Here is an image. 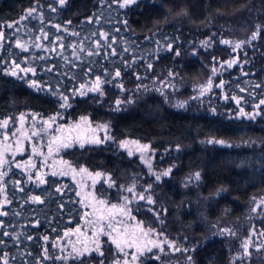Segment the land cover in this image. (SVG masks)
<instances>
[{
    "label": "trees",
    "instance_id": "16d2710c",
    "mask_svg": "<svg viewBox=\"0 0 264 264\" xmlns=\"http://www.w3.org/2000/svg\"><path fill=\"white\" fill-rule=\"evenodd\" d=\"M30 8L36 12L21 21ZM257 26L260 33L253 40ZM0 33V122L9 121L0 135L19 128L21 115L55 116L62 123L87 117L93 126L107 125L111 139L62 149L61 157L93 174L94 194L106 204L115 203L124 186L135 185L136 193L151 196L153 204L132 199L128 207L137 223L154 230L149 237L163 251L144 252L138 264H231L232 253L257 220L254 201L264 195V106L254 107L264 99V0H138L125 8L117 0H68L64 7L58 0H0ZM19 38L31 40L27 51L15 45ZM234 56L236 64L215 73L219 62ZM14 64L34 68L35 74L19 69L22 79L6 74ZM96 77L100 90L88 91ZM209 78L210 92L192 97L191 86ZM33 81L38 87H30ZM61 95L69 97L67 107L60 106ZM239 107L262 114L237 118ZM125 140L149 148L130 156L120 147ZM16 165L7 162L0 178V211L7 213L0 216V257L8 264H113L119 258L105 242L104 257L92 252L73 259V246L81 249L89 234L82 235L87 208L76 184L37 169L45 181L40 183L35 171ZM168 169L169 175H161ZM249 264H264V248Z\"/></svg>",
    "mask_w": 264,
    "mask_h": 264
},
{
    "label": "snow or ice",
    "instance_id": "6c2138e0",
    "mask_svg": "<svg viewBox=\"0 0 264 264\" xmlns=\"http://www.w3.org/2000/svg\"><path fill=\"white\" fill-rule=\"evenodd\" d=\"M67 2H68V0H58V3H59V5L61 7H64L67 4ZM117 2L119 3V7L125 8V7H130L132 5L137 4L138 0H117ZM52 11H56V9L53 8ZM35 12H36L35 8H30L28 10L27 16L21 17V21L24 20V19H27L28 16H32L33 13H35ZM89 22H91V21H89ZM69 23H71V21H69ZM124 23L127 24V21H124ZM13 26L14 25H12V24L8 25V27H13ZM55 27H57L58 30L60 29L59 25H55ZM259 33H260V26H257V31L252 34V39L255 40L257 38V36L259 35ZM72 34L73 35H78V33H72ZM100 36L105 41H107V34L100 33ZM46 37H47V34L45 33V38ZM2 38H3V33H0V39H2ZM59 39H61V38L57 37V40H59ZM221 42L223 44H225V45H231V41H229V40H223ZM202 43L205 46H207L208 41H203ZM242 43H244V42L236 43L234 45V49L241 48ZM108 46L111 47V44H109ZM17 47H20L24 51H27V48L24 45H21L19 42H17ZM96 47L97 48L101 47V45L99 44V41L96 42ZM167 47H168V50H170V51L172 50V45L169 44V45H167ZM81 51H83V49H81ZM125 51H127V49H125ZM93 54H98V53H93L91 51L88 52V55H90V56L93 55ZM112 54L113 55L116 54L115 50H113ZM175 55H177V56L180 55L179 51H176ZM236 63H237V61L235 59H233V60H230V61L227 62V66L230 68ZM151 66H152L151 64L148 65L149 68H151ZM221 67H223V65H221ZM16 69H19V71L22 72V73L31 72L33 75L35 74V69L34 68H30V67L21 68L19 64H14L13 69L11 71L7 72L6 74L13 75V76H18V73H17ZM215 71H216V69L214 68L213 72H215ZM115 75L117 77H119L120 76V72L117 71ZM18 78L22 79L23 77H19L18 76ZM101 83H102V81L100 80V78L96 77V80H95V83H94L93 87L89 88L88 91H99ZM220 86H222V84ZM30 87H38L37 82L33 81L30 84ZM81 87H83V85ZM210 87H211V81H209V84H208L207 87H204V88L201 89L202 93L203 92H207ZM256 87H260V85H256ZM241 91H244V89H241ZM81 94H83V93H81ZM60 99L64 102L60 106L61 107H67L68 106L69 97L67 95H61ZM232 99L235 100V102H236V104L238 106L241 104V99L240 98L232 97ZM119 103H120V101H117V104H119ZM261 106H264V99H261L259 101V103H257L254 107L256 109H261ZM180 107H183V105H180ZM261 114H262L261 111H254L252 113H248V112H245L243 107H239L238 108V116H237V118L244 117V118H247L249 120H254L256 118V116H259ZM19 119H20L21 122H23L25 117L23 115H21ZM32 119L36 120V116H33ZM55 120H56V117L53 116L49 120L42 121V123L44 125H48L50 127L51 124ZM8 122L9 121L7 119L3 120L2 122H0V127L7 126ZM81 122L82 123H87L88 122L87 121V117H81ZM79 127H80L79 124L72 126L73 129H78ZM99 127H102L106 131L108 126L107 125H102V126H98V128ZM64 130L65 129L63 128V126H58L56 128L57 132H63ZM96 130L97 129H92L93 132H95ZM41 131H44V129H41ZM40 134H41V132L40 131H36V130H33L31 132L32 136H39ZM12 135L15 136L16 133L13 132ZM5 139H7V136L5 137ZM108 139H111V137H109L107 135L103 139H101V138H99L97 136H92V137L87 138V139H82L78 135L77 137L74 138L75 142H73V138H70V139H67V140H64V141H60V137L53 136L52 139L49 141L48 152H49V155H51L53 153L54 149L52 148V144H54V143L57 144L56 151H58L60 148L67 149V148H71V147H74V146H78L80 148H84L86 146V144L100 145V144H102L104 142V140H108ZM58 141H60V142L58 143ZM17 143H19V142H17ZM208 143H217V144H221V145H225V146L231 147V145H226V142L224 140H214V141L213 140H209ZM130 145H134L140 151H147L148 148H149V145H147V144L141 145V144H139L138 141H135V140H133V141H128V140L122 141L120 143V147L129 149L128 154L130 156L132 155V150L130 148ZM17 151H20V149L17 148ZM35 153H36V149L33 148V154H35ZM41 155H42V153H41ZM141 159H144V158L141 157ZM4 163H7V161L4 160L3 153L0 152V165H2ZM61 163L68 164L67 161H63V160L61 161ZM24 164H25V166H30L32 168H36V165L31 160L25 161ZM16 166L20 167L21 165L18 163ZM148 166L151 169V164L150 163L148 164ZM69 168H70V170H71V172L73 174L77 173V169L76 168L72 167L71 165H69ZM78 171H79V173H87L90 177L93 175L92 173L88 172V169H86V168H80ZM170 172H171V169H168L167 171L163 172L161 175L167 176V175H169ZM5 174L6 173L4 171H0V178H2ZM66 174L67 173L61 172V175H66ZM52 175L55 176V175H57V173L55 171H53ZM101 175L102 174L100 172H96L95 173L96 177H100ZM195 176H196L197 180L200 179V173L199 172H197L195 174ZM155 178H156V180H160L161 176L157 175ZM29 179L31 180L32 176H29ZM35 179L38 180L40 183H44L45 182L43 176L40 174V172L38 170L35 173ZM108 179L110 181L111 177H109ZM17 183H19V181H17ZM109 186L111 187L112 183H110ZM150 187L151 186L149 185V188ZM20 190L23 191V189H20ZM57 191H60V189H57ZM126 191L128 193H131L132 197L130 198L128 196H125L124 197V200L126 202L125 204H121V205L112 204L110 206V208L108 209V213H109L108 217H105L103 215V209L97 210L95 208V206H93V212H97V211L100 212V214L97 216V218L95 220L86 221L93 228L92 237H91V243H92L93 247L92 248H88L87 245H85V247L81 250V249H77L75 246H73L72 252L76 254L74 257H72L73 259H80V258L83 257V255L85 253H88L89 255H91L92 252H95L100 257H104L105 253H104V249H103V243H105V242H108V243L114 245L115 249L117 250V256L119 258L115 259L113 261V264H138L139 256H142L145 251H147V252H151L152 251L151 247H146V246L142 247L138 243V238H136L134 234L131 237H129L127 229H124L123 233H121V230L119 228H117L114 225V223H113V218H114L113 217V210H118L125 217H130L133 220L135 219L134 216H131V209L127 207V204L131 203L132 199L146 200V202L148 204H153V200H152L151 196H145L143 193H136L135 192V185H132L131 187H128L126 189ZM3 192H4V188L2 186H0V193H3ZM77 195H79V193H77ZM5 199H7V198H5ZM31 199L34 202H41L42 203V201L40 200L39 196H33V197H31ZM97 203L103 206V205L106 204V201L98 200ZM260 204L264 205V198L261 199ZM0 207H3L2 203H0ZM253 211H256V209L254 208ZM3 215H7V213L4 212V211H0V216H3ZM85 215L87 216V215H90V214L89 213H85ZM105 219H107L106 227L104 225ZM116 223H122V221H116ZM137 228L142 233V237H147L150 234L154 233V230L152 228H150V227L147 228V229L143 228L142 222L137 224ZM76 231L79 232L80 229L77 228ZM223 231L230 233V230H228V229H224ZM113 233H115V235H113ZM68 234L69 233H67V232L65 233L66 236ZM4 235H9V233L5 232ZM158 235H162V234H158ZM259 235L264 236V232H260ZM101 237H107V241H102ZM44 240L47 241L48 237L45 236ZM0 243H2V242H0ZM148 243L151 244L153 247L160 248V244L156 240H150V241H148ZM164 243H167L169 248H173V249H175V251H180L179 248L175 247L174 242L165 240ZM249 245H250V241H245L244 242L243 247L245 249V254L246 255L248 254ZM55 246L56 245L54 244L53 247H55ZM126 249H134V251H126ZM60 251H63V249H60ZM160 251H163V248H160ZM69 256H71V253H69ZM67 258L68 257H59V256L56 257V259H67ZM44 259H49L48 250L46 248L44 250ZM188 259L191 260V257H188ZM0 260H2V264H8V260L7 259H4V258L0 257ZM99 264H104V261L100 260Z\"/></svg>",
    "mask_w": 264,
    "mask_h": 264
},
{
    "label": "rangeland",
    "instance_id": "374dc122",
    "mask_svg": "<svg viewBox=\"0 0 264 264\" xmlns=\"http://www.w3.org/2000/svg\"><path fill=\"white\" fill-rule=\"evenodd\" d=\"M17 42H19L21 45H24L26 48H28L29 45L31 44V40H28L27 38L26 39L19 38V40H16L14 42L15 45H17ZM236 51L237 49L234 50V52ZM233 59L236 60V56H234L232 60ZM227 62L228 61L224 63L219 62L217 64V71L215 73L218 72V69L223 70L225 67H227ZM221 65H223V67H221ZM209 81H211V87L207 92L202 93L201 89L207 87ZM165 87L167 88L166 84L162 88ZM191 87L194 94L192 97L201 98L210 92L212 88V78H209L204 83L193 84ZM174 100L178 101V98L175 97ZM182 102L184 101L179 100V102L177 103L180 104ZM44 120L47 119L33 120L32 118L31 119L29 118V119H24L23 122L20 121L19 128L13 131L16 133L15 136L6 132L1 133L0 152L3 153V157L5 161L16 162L17 164L19 163L21 165L19 168L25 169L26 171L33 170L36 172L37 169L39 170L42 169L50 173L55 171L57 175H61V172L67 173L65 176L72 179L76 184L77 192L79 193L81 201L87 208L86 213L90 214L87 215V218L84 223L85 225L84 231L82 233V235H84L87 234L88 232L89 233L88 239L85 241L84 244H82L81 250L85 247V245H87L88 248H92L93 245L91 243V237H92L93 228L86 221L95 220L97 216L100 214L99 211L93 212V206H95L97 210L103 209V215L105 217H108L109 215L108 209L112 204L121 205L126 203L124 197L125 196L129 197V193L126 191L128 187L124 186L123 188L120 189L121 192L123 191V194H121L119 197L116 198L115 203L105 204L103 206L98 204L97 203L98 199L96 198L93 191V183L95 182V177L93 175L90 177L87 173H79L78 169H77V173L73 174L69 168V164L61 163V161L63 160L61 157V150L64 148H60L58 151H56L57 144L54 143L52 144V148L54 149V151L51 155H49L48 145H49V141L52 139L53 136L60 137V141L73 138V142H75L74 138L77 137L78 135L82 139H87L92 136H97L103 139L106 136L105 130L102 127L98 128V126H93L89 122L82 123L81 120L75 122L71 121V122L62 123L61 120L56 119L49 127L48 125H44L42 123V121ZM77 124H79L80 127L78 129H73L72 126ZM58 126H63L65 130L63 132H57L56 128ZM41 129H44V131H41ZM92 129H97V130L93 132ZM33 130L40 131L41 134L39 136H32L31 132ZM6 136L7 139H5ZM60 141H58V143ZM17 148H19L20 151H17ZM33 148L36 149L35 154H33ZM130 148L132 152H136V153L139 152L141 156L144 155L145 151L138 150L134 145H130ZM23 155H26V159L23 158L20 160H16V158L22 157ZM27 160H31L36 165V168L25 166L24 162ZM6 164L7 163L0 165V171L4 170ZM262 198H264V195L263 197L258 198L254 201L252 212H253V217H255L257 220L255 221V223L251 224L247 236L241 241L237 250L232 253L231 264H249L253 256H255L256 253H259L261 248H264V236L259 235L260 232H264V229H262L261 227V225H264V205L260 204ZM254 208L256 209V211H253ZM113 217H114L113 223L117 228L121 230V233H123L124 229H127L129 237H131L134 234L135 237L138 238V243L142 247L146 246V247H151L152 249L154 248L151 244L148 243V241L153 240V238H150L149 236L142 237V233L137 228V224H139L137 223V221L131 219L130 217L123 216L118 210H113ZM260 220H262V224H260L261 223ZM116 221H122V223H116ZM104 225L106 227L107 219H105ZM113 235H115V233H113ZM245 241H250L247 255L245 254V249L243 247ZM113 250L117 256V250L115 249L114 245H113ZM126 251H134V249H126Z\"/></svg>",
    "mask_w": 264,
    "mask_h": 264
}]
</instances>
